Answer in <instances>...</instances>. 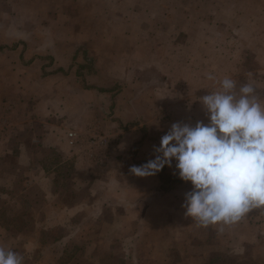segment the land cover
<instances>
[{"label": "crops", "instance_id": "0c3cea01", "mask_svg": "<svg viewBox=\"0 0 264 264\" xmlns=\"http://www.w3.org/2000/svg\"><path fill=\"white\" fill-rule=\"evenodd\" d=\"M27 1L21 16L18 0H0V246L21 253L24 264H117L109 246L120 244L127 229L121 225L107 232L100 221L120 218L115 197L106 193L125 188L132 195L128 205H136L144 218L163 210L162 235L168 243L174 239L180 259L264 264V209L223 230L199 227L182 207L190 183L164 175L176 176L175 168L165 166L163 174L149 177L130 172L156 154L167 133L152 128L180 122L187 108L178 103L183 94L195 100L193 93L211 91L212 81L199 83L202 72L198 64L192 66L197 53H189V67H180L184 38L169 35L172 17L152 16L148 0L150 6L140 10L146 15L134 18V0H116L124 9L118 7L113 19H98L93 23L98 30L86 35L83 18L91 9L83 2ZM171 6L187 10L159 4L164 10ZM195 108L200 109L189 107ZM193 118L181 123L199 121ZM71 131L75 141L83 138L81 144L71 141ZM97 133L116 141L109 162H97L86 152V139ZM58 226L62 236L45 238ZM149 234L156 236L153 230ZM130 250L127 246V255ZM50 252L54 258L47 262Z\"/></svg>", "mask_w": 264, "mask_h": 264}, {"label": "rangeland", "instance_id": "374dc122", "mask_svg": "<svg viewBox=\"0 0 264 264\" xmlns=\"http://www.w3.org/2000/svg\"><path fill=\"white\" fill-rule=\"evenodd\" d=\"M15 1L16 0H8V3H15ZM101 1L104 3V5L100 3ZM150 1L152 2L151 6L148 5V0H134L132 4L133 6H130L135 7L133 11V14H135L134 18H141L142 15L143 17L146 15V13L142 14L140 11L142 6H150L151 13H149L152 16L163 19H165L167 15L171 16L172 18H170L174 22L172 21L171 23L167 24L169 25L167 26L168 28L172 27L170 28L171 31L169 35H179V37L184 38L183 43L180 44L179 50L181 53V59L183 61H178V63L182 68L189 67L186 65V62H190L189 60L186 61L189 53L191 51L197 53L199 58L198 60H195L197 62L193 61L194 64L192 66L195 67V65L198 64L202 72V77L199 75L198 78L199 83H201L203 79H205V82H208L206 74L212 73V71H214L216 81H212L211 86L208 87L211 89V91H214L218 88L219 80L223 79L225 76H228L235 79L238 82V85L248 82L250 79L255 81L259 93L264 96V0ZM165 1L168 4L171 3V5H174V3L183 5L187 10L180 12V10L173 6L167 10H164L159 7V4H162ZM18 2L21 8L18 15L20 14L23 16V12H21L23 9L22 7L30 2L27 0H18ZM46 2L55 3L56 5L63 4V0H46ZM79 2H83L87 6L85 9H88V7L91 9L89 12L88 10L85 12L83 18V22L85 20L87 25H89V27L84 28L83 31L86 33V35H90L91 33L98 30L97 28H94L96 26L93 25L94 22H98V19H108V17L113 19L112 15L115 14L116 11L118 13L121 8L124 9L125 7L116 0H74V3H77L76 6L80 4ZM94 4L96 6L93 7ZM118 7L119 10H117ZM136 7L138 11L136 10ZM100 8H107L109 11L104 10L102 17H100L101 14H98ZM73 13L75 12L72 11V14ZM13 14L15 15L16 13ZM174 25L177 26L175 27ZM182 25L185 27L181 28ZM105 28L106 27L101 29L102 34L106 33L104 32ZM137 31H139V29H137ZM202 41H205L204 44L201 43ZM205 51L206 54H204ZM122 67L123 66H121V70H124ZM126 68L127 63L125 64V70ZM145 79L146 78L144 77L143 84H147L148 79H146V81ZM211 91L202 89L197 93H193L195 100H191V93H184L182 100H178V103L186 106L187 108L184 113L181 112L179 121L186 122V120H190L191 116H195L193 119H198L199 121H203L206 124V114L204 109H202L203 107L199 102V98ZM183 98L186 100L183 101ZM198 106L200 109H189V107ZM95 123L102 127L101 122L95 121ZM195 123L196 121L191 125H195ZM171 125L163 126L164 128L161 130L158 129L159 127L157 124L152 129L164 134L165 132H168ZM123 143L125 146L128 145L126 139L123 140ZM135 143L132 145L129 142L130 145L128 147H132L134 150V148H137ZM139 148L142 150L144 148L146 149L147 146L139 145ZM146 155L142 156L145 157ZM155 155L156 154H148L147 156L150 159H153ZM172 167L175 168V161H173ZM168 172L173 174V171ZM118 189H120V187ZM106 194L109 198L115 197L112 199V203L118 205L117 213L120 218H113L112 221L103 220L100 221V223L103 225V227H107V232L108 230L112 229L113 233H115L116 229L114 228L121 227V225H123L124 229H127L122 231L127 233L125 234L127 236L121 239L120 244L113 243L111 246H109L110 248L113 246V250H109L108 252L114 255V261H116L117 264H203V262H198L196 259L194 261L186 260L185 257L184 259H180L179 253L173 248V244L175 242L174 239H171L170 243L166 241L167 238L165 239V237L162 235V226L165 223V214L163 210L160 208L156 209L152 217L144 218L138 208H135L136 205H133V207L128 205L132 203V195H129V190L127 191L125 188H122L120 189L119 194L111 192ZM109 195H113V197ZM117 200L118 203L115 202ZM150 230L155 231L156 236H154V234L150 235ZM147 233L150 237H148ZM62 234L63 229L61 226H58L55 227L45 238H48L49 236L57 238L62 236ZM121 234L122 233L116 235V238H120ZM40 245L41 241L38 240V246ZM127 246L131 249V253L128 251V255L126 252ZM134 248L135 250L133 251ZM142 248H144V250ZM184 253L188 256L192 255L191 252L187 253L186 250ZM52 258H54V254L51 255L50 252L49 257L46 259L47 262H50ZM214 264H229V262L221 258L219 261H215Z\"/></svg>", "mask_w": 264, "mask_h": 264}, {"label": "clouds", "instance_id": "9594fccd", "mask_svg": "<svg viewBox=\"0 0 264 264\" xmlns=\"http://www.w3.org/2000/svg\"><path fill=\"white\" fill-rule=\"evenodd\" d=\"M206 78L216 81L212 73ZM199 98L207 123L175 122L156 155L130 172L149 177L165 166L190 183L184 194L185 216L199 227H231L254 209H264V96L255 81L238 85L228 76ZM24 256L0 246V264H24Z\"/></svg>", "mask_w": 264, "mask_h": 264}, {"label": "built area", "instance_id": "2783aa9c", "mask_svg": "<svg viewBox=\"0 0 264 264\" xmlns=\"http://www.w3.org/2000/svg\"><path fill=\"white\" fill-rule=\"evenodd\" d=\"M99 131V129H95L93 132ZM69 136L71 137V141L76 140V134L71 131L69 132ZM79 138H81L79 136ZM77 142V144H81L83 142V138H81ZM84 147L87 149V153L94 156V160L97 162H109L111 159V155L113 151L116 149V141L113 137L108 135H98L90 136L86 139Z\"/></svg>", "mask_w": 264, "mask_h": 264}, {"label": "trees", "instance_id": "16d2710c", "mask_svg": "<svg viewBox=\"0 0 264 264\" xmlns=\"http://www.w3.org/2000/svg\"><path fill=\"white\" fill-rule=\"evenodd\" d=\"M164 170L162 169L159 173H162L163 174ZM165 177L168 179V180H175V181H180V179L178 178V174L176 176H172L171 174L169 173H165L164 174Z\"/></svg>", "mask_w": 264, "mask_h": 264}]
</instances>
